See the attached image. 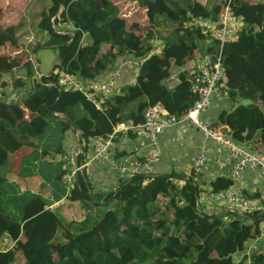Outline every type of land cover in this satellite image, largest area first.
<instances>
[{
    "label": "trees",
    "instance_id": "trees-1",
    "mask_svg": "<svg viewBox=\"0 0 264 264\" xmlns=\"http://www.w3.org/2000/svg\"><path fill=\"white\" fill-rule=\"evenodd\" d=\"M44 1L45 10L38 15L25 14L7 29L0 25L7 39L27 49V57L17 67L23 76L13 75L12 85L20 96L24 94L21 97L30 115L21 117L11 107L0 110V264L18 262L16 248L3 249L5 239L18 244L25 257L36 255L22 264H37L39 259L43 264H235L237 256L239 264H264V250L247 253V244L259 240L264 211L241 216L224 209L213 217L199 202L202 192L219 195L227 191L232 182L225 176L208 182L195 172L188 179L137 175L120 181L116 190L102 193L95 192L78 172L68 200L91 204L96 210L109 205L112 209L100 217L90 211L69 225L50 209L24 221V208L34 199L21 202L18 195L6 199L3 187L14 170V155L24 148H36L35 140L46 133L50 107L68 116L62 119V134L76 130L71 119L80 127L85 143L90 134H110L120 123L141 121L148 107L158 102L170 115L182 117L196 101L189 81L192 70L185 67L220 51L216 42L190 25L192 18L218 23L229 0L219 4L211 0ZM123 4L145 11L148 25L139 29L130 24L128 28ZM233 5L236 16L245 11L251 20L222 52L231 87L224 93L232 108L220 116L219 124L235 125L231 134L235 141L262 151L264 9L260 21H255L259 5L251 0H234ZM156 43L163 47L161 54L154 53ZM105 44L107 50L102 49ZM43 49L57 52L58 63L40 77L29 55ZM124 56L142 62L133 68L135 82L108 99L105 111L96 110L91 102L59 84L60 71L93 81ZM174 70H179L177 83L170 86ZM0 87V104L15 106L13 91L6 92L2 83ZM57 152L66 153L61 146ZM61 171L65 173L62 165Z\"/></svg>",
    "mask_w": 264,
    "mask_h": 264
},
{
    "label": "built area",
    "instance_id": "built-area-1",
    "mask_svg": "<svg viewBox=\"0 0 264 264\" xmlns=\"http://www.w3.org/2000/svg\"><path fill=\"white\" fill-rule=\"evenodd\" d=\"M234 0H229L223 8L218 23L192 18L190 25L198 28L201 35L214 41L219 46V53L215 57L206 56L199 59L191 72L189 79L191 92L196 96L194 105L182 116L170 115L163 103L158 102L148 107L141 121H129L120 123L110 134H90L87 143L82 139L80 132V143L76 150L66 152L58 156V162L65 171L62 181L68 192L73 186L75 176L82 172L93 160H103L109 163L110 170L122 181L128 180L137 175L151 176L154 173L155 165L160 161L161 155L154 149L149 155H145V148L157 146L161 135L171 127L178 124H187L199 130L204 137L213 141L217 153L224 150L231 152L229 163H222L217 158L219 167H232L230 181L232 185L224 192V203L228 205L231 212L241 216L255 212L251 200L244 197L240 189L236 187V181L246 171H257L260 173L264 183V155L254 152L237 141H235L228 129L216 126L209 121L204 114L210 108L212 99L220 92L231 90L227 82V71L223 59L224 46L235 36L236 15L234 10ZM189 26V23H185ZM162 45L155 46L154 53L161 54ZM142 61L133 59L128 63L132 68L138 66ZM59 84L66 92L76 93L86 101L91 102L98 111L109 109L105 103L118 90V83L121 78V70L114 68L107 75V79L98 78L93 81H84L76 75L60 71L58 74ZM134 136L140 140L139 147L134 153L127 156H117L114 154V147L117 142L122 141L127 136ZM86 162L77 165L78 160L86 156ZM210 158L206 153H202L194 162V170L202 173ZM83 174V173H82ZM228 178V177H227ZM264 240V222L260 227L259 240ZM257 251V245L253 244L248 248L247 253Z\"/></svg>",
    "mask_w": 264,
    "mask_h": 264
},
{
    "label": "rangeland",
    "instance_id": "rangeland-1",
    "mask_svg": "<svg viewBox=\"0 0 264 264\" xmlns=\"http://www.w3.org/2000/svg\"><path fill=\"white\" fill-rule=\"evenodd\" d=\"M204 3V0H200ZM213 3L219 4L220 0H211ZM44 0H0V25L3 29H7L10 26L17 25L21 19L26 16H36L45 10ZM253 4L259 5L260 13L258 17L254 18L255 21H260L263 15L264 1L263 0H251ZM220 6V5H219ZM124 14L128 19V28L131 25H137L139 29L145 28L148 25L145 11L138 10L132 5L123 4ZM237 12V11H236ZM235 12V13H236ZM236 15V14H235ZM260 17V18H259ZM251 20V16L248 12H241L239 16H236L235 30L238 31L243 27H248L247 22ZM254 26L257 30H260L258 22H255ZM134 27V26H133ZM16 39V37H14ZM15 40L7 39L4 32H0V85L4 84L6 92L13 91V103L15 106H8L0 104V110L2 107H11L19 116L29 118V112L25 110L24 101L21 97L23 93H18L13 87V75L18 77L23 76L22 72H19L17 67H20L22 61L27 57L26 48L23 44H14ZM21 43V42H20ZM158 43L155 44V46ZM109 48L108 44L102 46L103 50ZM34 56H31L32 62L35 64L41 75H47L52 69H56V63L58 54L54 50L43 49L38 50ZM194 62V61H193ZM189 63L185 69L192 70L195 63ZM9 65V66H8ZM11 69H10V68ZM239 68V67H238ZM179 70H174V76L177 80ZM38 76H40L38 74ZM135 79H132L129 85L133 84ZM2 88L0 87V91ZM115 96V95H113ZM11 101V99H10ZM48 128L46 133L37 138L35 143L36 148H24L14 155V170L9 174L8 181L5 183L3 189L6 194V199L11 198L14 195H18L17 198L22 202L23 200L33 199L35 195L41 197L48 195L52 198V201H66V194L68 190L62 181L63 172L61 171V164L58 162L59 154H56V148L62 142V133H60V126H62V120L58 117H48ZM42 150L49 152L48 156L41 154ZM32 188L34 189L32 191ZM20 195L22 198L20 199ZM200 204L205 210L208 211L212 207L219 208L223 205V196L209 195L202 192L199 199ZM61 205V204H60ZM11 208V207H9ZM113 206H101L98 210L91 204L76 202L73 203L69 200L66 201V205L58 209V214L68 225L73 221L81 220L90 211H94V216H102L107 210L112 209ZM210 214V213H209ZM25 239H22L20 244ZM4 244V241H3ZM9 245L12 248L18 250V262L22 264L27 258L21 254L18 244H13L9 240ZM240 259L235 260V264H239ZM44 261L39 259L37 264H43Z\"/></svg>",
    "mask_w": 264,
    "mask_h": 264
},
{
    "label": "crops",
    "instance_id": "crops-1",
    "mask_svg": "<svg viewBox=\"0 0 264 264\" xmlns=\"http://www.w3.org/2000/svg\"><path fill=\"white\" fill-rule=\"evenodd\" d=\"M132 60V56H124L119 58L116 65L114 66V68H118L121 70V78L118 83L119 91L136 77L134 69L128 65V63ZM240 64L242 65L243 61L240 62ZM114 68L107 71L101 78L107 79V75L111 71H113ZM227 82L229 83L228 78ZM176 83L177 80L173 78L170 86H173ZM231 108L232 104L228 94L220 92L213 97L212 104L204 114V117L213 122L216 126L219 125L225 127L230 131V134H232V132L236 128L235 125H232L229 122H226L223 125L219 124L220 116L224 112H230ZM57 115L58 116L55 117H58L61 120L65 118L63 117V114L57 113ZM61 130L62 126H60V133H62ZM61 136L62 142L59 146H61L65 152H70L78 148V144L81 140L80 132L78 130H68ZM259 137L264 142V130ZM139 144L140 140L130 135L125 137L122 141L117 142L113 152L117 156H127L134 153V150L139 147ZM244 146L254 152H258L264 155V150H254L253 147L248 144H244ZM57 148L55 150L56 154H58ZM154 149H157L161 155L160 161L154 167L153 175L155 176L176 175L179 178L188 179L189 176H191L195 172L194 162L197 157L202 153H206L209 156L210 160L205 170L202 173H195L201 174L203 176V179L207 180L208 182L214 181L220 176H225L230 179L232 167L230 165H227L226 167H219L216 159L219 158V161H222V163H229L231 160V152L228 150H224L221 153H217L213 141L204 137L199 130L185 123L175 125L174 127L166 130L161 135L157 146H149L145 148V155H149ZM46 152L48 153L47 155H49V152L47 150H42L41 154L44 155ZM87 156L88 155H86L83 160L80 158L77 165H81L82 163L86 162ZM81 173H83V175L86 177V180L93 187V190L95 192L104 193L114 191L119 187L121 183V180L110 170L109 163L103 160L91 161ZM236 187L240 189L244 197H247L251 200L254 207L256 208L255 212L260 210L264 211V183L261 180L259 172H244L240 176L238 181H236ZM33 190L34 189L32 188V191ZM222 196L224 201V193L222 194ZM33 199L34 201L24 208V221L35 217L46 209L58 212L57 210L59 208L61 209L62 206L66 205L68 195L66 194V201H52V198H49L48 195H45L43 197L35 195V198ZM37 206H39L40 208L39 211H36ZM224 209L229 208L228 205L223 202V205H221L219 208H210L209 213L218 215ZM253 244L257 245L256 252L264 250V240H261L258 243H256L255 241L249 242V244H247L248 248ZM2 247L3 249H6L12 246L9 245V240L5 239ZM35 257L36 255H28V257L26 258L29 261H32L35 259ZM238 259H240V256L236 257V260Z\"/></svg>",
    "mask_w": 264,
    "mask_h": 264
},
{
    "label": "water",
    "instance_id": "water-1",
    "mask_svg": "<svg viewBox=\"0 0 264 264\" xmlns=\"http://www.w3.org/2000/svg\"><path fill=\"white\" fill-rule=\"evenodd\" d=\"M63 9H64V7L61 8V10H63ZM34 56H35V54H34ZM38 74L41 77V74L39 72H38ZM49 111H50V113H51L52 116H58L57 113H55L53 111V107H50ZM63 117H66L67 118L68 116L63 114ZM69 120L72 122V125L76 128V130H78L79 132L82 133L80 127L76 123H74L71 119H69ZM196 199H198V192L196 193ZM212 216L215 217L217 215L216 214H212Z\"/></svg>",
    "mask_w": 264,
    "mask_h": 264
}]
</instances>
